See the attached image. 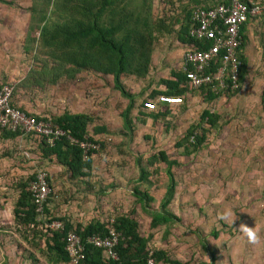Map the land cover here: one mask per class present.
I'll return each mask as SVG.
<instances>
[{
  "label": "rangeland",
  "instance_id": "obj_1",
  "mask_svg": "<svg viewBox=\"0 0 264 264\" xmlns=\"http://www.w3.org/2000/svg\"><path fill=\"white\" fill-rule=\"evenodd\" d=\"M208 1L125 2L127 21L135 19L140 30L151 36L150 43L146 42L145 74L119 76L132 99L127 113L131 129L127 130L121 113L128 99L113 88L110 75L88 68L57 73L56 68L62 66L39 50V28L34 20L44 0H0V85H12V103L43 118L84 113L90 117L85 136L100 143L92 155L90 174L73 178L54 158L42 155L38 138L17 136L0 141V264H53L46 260L50 259L46 242L31 238L29 231L13 222L11 213L17 183L39 171L47 175L50 214L69 217L72 224L109 223L115 215L127 214L136 221L137 232L148 236V250L163 249L172 259L188 264H264V113L260 99L264 16L245 27L241 47L244 81L236 92H218L216 98L207 100L203 92L191 90L179 105L157 104L153 111L142 106L151 91L165 89L163 80L179 68L185 49L179 28L186 22L185 11ZM53 9L45 10L47 22L58 20ZM108 10L100 17L104 24L110 19ZM125 31L122 27L118 37ZM28 34L35 38L33 42H27ZM202 110L217 115L213 125L200 119ZM195 124V131H202L205 140L192 150L190 141L182 140L186 129ZM100 127L105 131H98ZM159 150L177 162L171 167L174 194L166 208L178 220L150 228L149 212L159 209L167 183L165 164L149 159ZM140 166L150 172L148 181L137 180ZM133 188L145 189L153 200L143 208ZM229 208L238 217L233 226L219 218ZM240 223L258 228L261 243L249 244L238 230Z\"/></svg>",
  "mask_w": 264,
  "mask_h": 264
},
{
  "label": "trees",
  "instance_id": "obj_2",
  "mask_svg": "<svg viewBox=\"0 0 264 264\" xmlns=\"http://www.w3.org/2000/svg\"><path fill=\"white\" fill-rule=\"evenodd\" d=\"M130 0H44L43 7L38 10L36 26H38V46L39 50L45 57L51 58L55 64L62 66L56 68L57 73L61 72L69 74L81 69H91L100 74H108L111 76L112 86L121 96L128 99V104L121 113L122 123L125 129H131L130 120L127 118V113L131 108V96L123 88L119 76L123 73L135 74L143 76L146 72L148 64V49L147 43H150L151 36L149 33L144 34L135 22V19L127 21V13L125 12V2ZM221 0H209L201 3L199 6H209ZM129 3V2H128ZM53 6L52 14H57L58 20L47 22L45 15L46 9ZM106 8H109L108 13L110 19L104 24L100 21V17ZM187 16L186 22L180 25L179 39L183 45H193V40L185 36L187 24L189 21L190 11H185ZM33 18V17H32ZM133 21V22H132ZM132 22V23H128ZM240 28V47L245 41V25ZM38 24V25H37ZM131 26L129 27V25ZM124 28L125 33H121L118 37V32ZM134 27V28H132ZM31 33L32 27L29 28ZM27 42L35 40L31 34L27 35ZM193 43V44H192ZM24 49H29V46L24 45ZM146 51V53H145ZM144 55V56H143ZM240 65L238 73V88L244 79L245 63L242 55L239 53ZM65 66V67H63ZM165 89L154 90L149 94L146 100H154L159 94L182 96L184 97L191 90L203 92L207 100L214 99L218 93L210 91L208 86H200L192 89L186 83L184 73L178 70L170 72V79L163 80ZM237 89L234 91L236 92ZM261 102L264 100V90L260 95ZM167 105L156 102V105ZM168 106V105H167ZM174 106V105H172ZM156 110V107L155 109ZM153 111V110H150ZM264 113V105L262 108ZM143 116V113H139ZM156 114H152L155 117ZM36 119L42 117L35 116ZM53 123L58 124L62 128L68 130L71 135L78 139L85 138L87 141L97 143L91 137L85 136L86 123L90 121V117L84 113L62 114L49 118ZM200 119L209 126L216 122L217 115L212 114L208 110H202ZM143 121V119H141ZM197 125L189 126L185 133L183 142L190 141L191 149L199 148L204 140L205 135L202 131H195ZM98 131L104 132L103 127L98 128ZM195 131V132H194ZM0 135L3 139H15L18 134L16 132L6 131L0 128ZM32 137V136H29ZM38 138V137H34ZM190 138V139H189ZM41 143L42 155L46 158H54L55 161L66 168L70 176L73 178L86 177L90 174L92 168V155L95 150L89 149L86 157L82 158L81 150L76 146L68 143L64 138L56 140L53 145L48 146L45 142L38 138ZM100 144V143H97ZM181 143H177V146ZM184 147V152L188 153L187 146ZM149 159L152 161H160L165 164V175L167 183L164 188L163 195L159 200L158 210L149 212L150 220L149 227L155 228L167 224L178 218L167 210V205L174 194V180L172 177L171 167L177 165L175 160H169L163 150H159L152 154ZM137 159V163H139ZM35 174V173H34ZM31 174L24 180H19L17 183L18 195L12 206L13 222L25 232L29 231L31 238L40 241H45L46 254L50 257L46 260L53 264L65 263L70 264L68 256L64 251V235L68 230L77 233L81 240L90 234L103 235L108 227L113 228L118 234L117 243L114 246V251L117 258H105L101 249L90 244L84 245V257L78 264H146L147 254L151 251L150 256L154 264H188L178 259L168 257L167 252L163 249L148 250V236L143 237L137 232V223L127 214H118L112 217L111 223L100 220H90L84 225L80 223L72 224L69 217L53 216L50 214L49 208L46 206L49 201L47 194L45 201L42 204L43 221H41L35 211V203L29 190L28 183L34 179L35 175ZM150 172L143 166L138 169V178L140 182L148 181ZM49 187V185H48ZM132 194L134 198L142 202L143 208L147 201H152L153 197L145 190L133 188ZM41 215V216H42ZM52 220H59L62 223V228L50 229L43 226ZM43 226V228H42ZM34 245H36V240Z\"/></svg>",
  "mask_w": 264,
  "mask_h": 264
},
{
  "label": "built area",
  "instance_id": "obj_3",
  "mask_svg": "<svg viewBox=\"0 0 264 264\" xmlns=\"http://www.w3.org/2000/svg\"><path fill=\"white\" fill-rule=\"evenodd\" d=\"M264 16V0H221L209 6H195L190 10L185 36L193 40V45H185L181 55L180 71L192 89L208 86L214 93H233L238 89L240 28L256 17ZM12 85H0V128L16 132L19 137H38L51 146L56 140L64 138L76 145L84 159L89 149L96 151L97 143L78 139L71 133L50 121L48 117L36 119L34 115L19 109L12 103ZM182 96L159 94L153 101H144L143 109L154 110L156 102L168 106L179 105ZM264 105V100L262 101ZM27 189L33 197L35 211L42 215V204L49 192L45 171L34 174ZM112 219L109 220L111 223ZM44 226L50 229L62 228L59 220H52ZM119 234L108 227L105 234H90L84 241L72 230L64 235V251L70 264H78L84 257V245L90 244L101 249L105 258L116 259L114 246ZM151 251L146 264H154Z\"/></svg>",
  "mask_w": 264,
  "mask_h": 264
},
{
  "label": "clouds",
  "instance_id": "obj_4",
  "mask_svg": "<svg viewBox=\"0 0 264 264\" xmlns=\"http://www.w3.org/2000/svg\"><path fill=\"white\" fill-rule=\"evenodd\" d=\"M221 220H224L225 222L229 223L233 226L234 222L238 219L235 212H233L230 208L225 209V211L220 215L219 217ZM238 230L243 234V236L246 238L247 242L251 245H257L261 243V236L259 233V229L255 227H249L245 225L244 223H240ZM208 259V257H207ZM209 261V259H208ZM209 264L211 262L209 261Z\"/></svg>",
  "mask_w": 264,
  "mask_h": 264
},
{
  "label": "crops",
  "instance_id": "obj_5",
  "mask_svg": "<svg viewBox=\"0 0 264 264\" xmlns=\"http://www.w3.org/2000/svg\"><path fill=\"white\" fill-rule=\"evenodd\" d=\"M245 26H247V25H245ZM245 33V32H244ZM241 51H242V49H241V47H240V54H241ZM243 81H244V79H243ZM243 81H242V83H243ZM17 107V106H16ZM19 109H21V110H23L21 107H18ZM29 112V111H28ZM6 140H8V139H3L2 137H1V135H0V141H6ZM130 217V216H129ZM131 218V217H130Z\"/></svg>",
  "mask_w": 264,
  "mask_h": 264
}]
</instances>
